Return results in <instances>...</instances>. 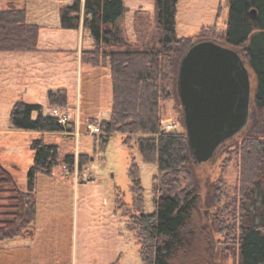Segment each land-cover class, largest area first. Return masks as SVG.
<instances>
[{
    "label": "trees",
    "instance_id": "obj_1",
    "mask_svg": "<svg viewBox=\"0 0 264 264\" xmlns=\"http://www.w3.org/2000/svg\"><path fill=\"white\" fill-rule=\"evenodd\" d=\"M24 1L7 0L0 9V52L38 48L40 28L28 22ZM178 2L156 0L155 23L150 18L136 19L135 38L125 27V0H75L61 7V23L64 28L83 25L90 30L94 47L83 50L84 63L110 66L112 112L100 123L101 142L106 144L112 133L120 132L129 146L138 147L144 161L158 165L153 182L155 207L150 213L145 210V189L133 156L129 167L136 205L131 227L140 243L142 264H188L193 259L216 264L219 249L225 256L235 250L237 264H264V0H229L222 43L240 51L255 77V86L251 120L226 147L234 146L229 152L237 155L239 175L235 199L225 200L223 205L220 203L229 194L222 177L214 194L203 200L178 91L180 65L189 47L196 41L218 39L216 34L221 30L215 23L202 26L195 36H179ZM169 100L177 104L181 129H166L164 125L162 104ZM47 101L50 106L65 108L68 92L63 88L49 90ZM10 121L14 128L41 134L31 145L33 160L26 190L0 163V187L10 186L13 192L0 215L1 245L35 235L40 174L53 175L59 165L82 173L91 160L86 153L62 157L60 146L46 141L47 132L73 128L68 129V122L62 123L58 115L45 114L41 103L18 100ZM204 206L220 210L219 215H230L224 223L210 226L201 212Z\"/></svg>",
    "mask_w": 264,
    "mask_h": 264
},
{
    "label": "rangeland",
    "instance_id": "obj_2",
    "mask_svg": "<svg viewBox=\"0 0 264 264\" xmlns=\"http://www.w3.org/2000/svg\"><path fill=\"white\" fill-rule=\"evenodd\" d=\"M2 5L3 1H0V6ZM220 6L224 13L221 12V31L216 36L223 42L229 0H220ZM219 7L213 11V15L211 12L186 18L182 14L177 28L178 35H197L202 22H214ZM9 55L8 52H0V60ZM252 80L254 87L255 77ZM2 83L0 81V163L13 173L20 187L26 190L28 169L33 160L31 145L41 133L12 127L10 115L13 106L18 100H24L41 103L45 114L58 113L49 108L42 93H26L6 84L4 88ZM176 108L177 104L173 100L163 102L164 125L174 123L176 129H181L182 124ZM62 109L61 107L59 113L66 114ZM37 114L35 112L34 116ZM66 115L68 124H71L70 115ZM86 118V115H82L80 135L76 134L78 129L68 133L72 132V127L67 132L45 134L48 143L60 146L62 157L67 154L78 156L86 153L91 160L81 174L70 172L63 165H59L53 175L38 176L36 233L33 238L21 237L8 241L5 245L0 244V264H142L140 243L131 227L136 205L129 167L134 157L140 167L145 189V210L150 213L155 207L153 182L158 165L144 161L138 147L135 144L129 146L125 142L124 134L120 132L112 133L109 141L103 144L100 132L93 133L88 129ZM93 119L95 118H90L93 122L99 121ZM237 137L239 136L227 140L211 160L195 162L203 200L210 193L214 194L220 177L225 181V191L229 194V198H224L220 204L226 203L225 200L232 202L235 199V185L239 175L238 158L235 152H229V148L234 146L226 147L235 142ZM0 189L1 215L3 205L10 203L9 196L13 192L9 190L10 186ZM201 212L210 226L224 223L223 219L230 215H219L220 210L209 206H204ZM216 237H221V234L216 233ZM223 254L219 249L216 264H237L235 250L228 256ZM188 264L200 263L193 259Z\"/></svg>",
    "mask_w": 264,
    "mask_h": 264
},
{
    "label": "crops",
    "instance_id": "obj_3",
    "mask_svg": "<svg viewBox=\"0 0 264 264\" xmlns=\"http://www.w3.org/2000/svg\"><path fill=\"white\" fill-rule=\"evenodd\" d=\"M24 2L27 7L28 22L40 28L38 48L35 51L8 52L10 55L0 60V81L3 82L1 86L10 85L13 89L26 93L40 92L46 99L49 90L66 89L69 104L62 110L70 115L69 121H72L68 124V129L73 128L72 132L68 133L80 129L82 115H86L87 123L91 121L90 118L99 120L95 122L97 124L109 119L113 99L111 69L109 65L96 66L83 62L82 52L94 47V38L90 30L83 25L80 28L62 26L61 7L71 2L66 0H25ZM125 2L128 7L125 27L128 35L135 38L136 19L150 18L155 23L156 0H125ZM218 3L220 4V0H179L177 28L182 14L186 18L211 12L213 15L215 14L213 11L219 7ZM5 6L6 1H3L0 9ZM220 17L221 15H217L211 24L202 22L201 27L215 23L219 26ZM48 106L50 109L53 107L49 104Z\"/></svg>",
    "mask_w": 264,
    "mask_h": 264
},
{
    "label": "water",
    "instance_id": "obj_4",
    "mask_svg": "<svg viewBox=\"0 0 264 264\" xmlns=\"http://www.w3.org/2000/svg\"><path fill=\"white\" fill-rule=\"evenodd\" d=\"M253 74L240 51L217 39L193 42L178 77L190 151L195 162L211 160L218 149L249 124Z\"/></svg>",
    "mask_w": 264,
    "mask_h": 264
},
{
    "label": "built area",
    "instance_id": "obj_5",
    "mask_svg": "<svg viewBox=\"0 0 264 264\" xmlns=\"http://www.w3.org/2000/svg\"><path fill=\"white\" fill-rule=\"evenodd\" d=\"M66 1L72 3L75 0H66ZM51 109L57 111L58 116L60 117V120H61L62 123H64V124L67 123L68 117H67L66 114L62 115L61 113H59V107H54V108L52 107ZM87 127L93 133H98V132L101 133L102 132V127H101L100 124H96L94 122H88L87 123ZM174 127H175L174 123H169V124L166 125L167 129H173ZM76 134L80 135L79 129H78V132H76Z\"/></svg>",
    "mask_w": 264,
    "mask_h": 264
},
{
    "label": "flooded vegetation",
    "instance_id": "obj_6",
    "mask_svg": "<svg viewBox=\"0 0 264 264\" xmlns=\"http://www.w3.org/2000/svg\"><path fill=\"white\" fill-rule=\"evenodd\" d=\"M251 115H252V113H251ZM252 117V116H251ZM251 120V119H250Z\"/></svg>",
    "mask_w": 264,
    "mask_h": 264
},
{
    "label": "bare ground",
    "instance_id": "obj_7",
    "mask_svg": "<svg viewBox=\"0 0 264 264\" xmlns=\"http://www.w3.org/2000/svg\"><path fill=\"white\" fill-rule=\"evenodd\" d=\"M174 128H175V127H174ZM174 128H173V129H174ZM166 129H167V128H166Z\"/></svg>",
    "mask_w": 264,
    "mask_h": 264
}]
</instances>
